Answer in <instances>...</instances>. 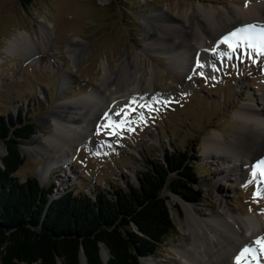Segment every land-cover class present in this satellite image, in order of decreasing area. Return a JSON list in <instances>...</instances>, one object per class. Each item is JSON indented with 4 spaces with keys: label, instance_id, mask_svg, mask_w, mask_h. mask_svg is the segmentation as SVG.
<instances>
[{
    "label": "rangeland",
    "instance_id": "obj_1",
    "mask_svg": "<svg viewBox=\"0 0 264 264\" xmlns=\"http://www.w3.org/2000/svg\"><path fill=\"white\" fill-rule=\"evenodd\" d=\"M261 2L32 0L24 8L19 0H0V114L24 110L26 118L37 127L32 136L19 144L24 162L14 175L22 180L35 175L44 185L53 183L52 197L71 188L93 194V190L106 189L111 184L126 188L128 184L137 185L138 171L152 167L166 152L178 149L192 156L203 190L197 202L178 195L191 204L194 214L213 217L217 198L223 196L239 215H264L262 165L252 166L234 183L225 177L227 163L218 157H206L202 146L203 138L212 132L221 131L229 137L239 129L241 123L234 112L240 104L252 102L264 111L259 91L264 53L243 47L230 50L222 41L217 44L235 29L219 30L227 11L233 13ZM205 9H214L212 18L217 23L212 25L211 19L209 25L221 33H208L203 40L196 37L197 48L180 43V29L189 28L198 20L205 23ZM43 26L48 30L45 43L38 41ZM261 29L255 27L253 31L259 33ZM19 32V40L27 32L38 45H31L26 54L22 53V45L13 53L6 52L7 40ZM158 37L163 39L162 45ZM197 61L202 66L198 67ZM107 86L116 90L118 97L110 98ZM86 93L92 95L90 106L98 96L93 106L98 113L66 155L50 152L55 160L52 163L47 153L37 156L25 148L32 138L34 144L44 143L46 135L54 130L43 121L48 112L58 111L61 105L74 103ZM125 105H129L124 117L129 123L122 128L105 129V112L110 114L108 119L118 120L123 113L117 116V110ZM0 148L2 155L6 150L2 141ZM46 164L51 166L44 178ZM254 192L258 194L254 196ZM164 193L169 196L174 229L149 257L154 264H183L176 249L185 242L187 234L176 222L185 218V212L178 198L171 199L176 194ZM102 247L101 254L106 259L107 250L104 247V256ZM263 248L264 245L262 249L251 247L253 251L242 256L238 264H264ZM81 257L80 254V263L85 264Z\"/></svg>",
    "mask_w": 264,
    "mask_h": 264
},
{
    "label": "trees",
    "instance_id": "obj_2",
    "mask_svg": "<svg viewBox=\"0 0 264 264\" xmlns=\"http://www.w3.org/2000/svg\"><path fill=\"white\" fill-rule=\"evenodd\" d=\"M19 2L25 8L32 0ZM36 131L24 110L0 114V264H81V252L85 264H141L174 229L164 191L190 202L203 192L190 153L173 149L138 171L137 185L93 194L71 188L52 197L53 183L14 175L24 162L19 144Z\"/></svg>",
    "mask_w": 264,
    "mask_h": 264
},
{
    "label": "bare ground",
    "instance_id": "obj_3",
    "mask_svg": "<svg viewBox=\"0 0 264 264\" xmlns=\"http://www.w3.org/2000/svg\"><path fill=\"white\" fill-rule=\"evenodd\" d=\"M213 12L214 9L203 10L205 23L198 20L192 23L193 25H190L189 28H181L180 43L187 42L191 47L197 48L199 43L196 37L198 36L203 40L208 33L211 36L213 34L219 35L228 29L236 28L237 25V28H239L245 24H250L248 22L252 21L253 24L251 23V25H255L258 30L264 29V0L261 4L251 3L233 13L227 11L225 21L220 18L222 21L219 27L220 33H216L212 26L217 23L216 19L212 18ZM210 20L212 21L211 26L209 25ZM43 27L45 29L42 31V36L38 38L41 43H45L48 35L46 26ZM20 34L19 32L7 40L4 46L6 52L13 53L22 45V53L26 54L30 52L31 45L32 47L38 45L27 32L22 34L21 40H19ZM161 39V37H158L157 40L162 45L163 39L162 41ZM191 40L194 42L192 43ZM41 43L40 45H42ZM167 47L169 51L172 49L171 44H168ZM125 89H128L127 86ZM107 90L110 98L118 97L117 94H114L117 92L116 90L112 91L108 86ZM259 91L264 101V75L259 84ZM91 96V93H86L76 98L74 103H65L61 105L62 108L58 111L52 109L48 112L43 121L54 127V130L46 135L44 143L34 144L32 138L31 143L26 144L25 148L37 156L47 153L52 163H55V160L53 159L54 155L50 152H63L66 155L72 144L84 136L82 132L87 131L88 126L91 125L93 118L98 113L93 108L97 104L98 96L94 104L90 106L88 101L92 98ZM234 115L239 118L241 123L239 129L229 137L223 136L220 133L221 131L212 132L203 138L202 146L206 157L213 160L218 157V159L227 163L224 168L225 177L236 183L246 175L252 166L262 165L264 168V164L261 163L264 161V111L260 108V105L249 102L240 104ZM67 161H69L68 158ZM51 164H46L44 178L47 177ZM177 198L181 201L185 212V218L176 222L187 234L185 242L177 246L176 249L184 260L183 264H238L235 257L246 245L255 249H262L264 244L258 243L257 237H264V215H239L229 206L225 197L219 196L217 198L218 207L214 210L213 217L200 218L194 214L191 204L182 200L178 195L173 196L171 199L175 200ZM102 253L104 256L106 255L104 247H102ZM81 262L84 263L83 257H81ZM141 262L142 264H154L153 258L149 256Z\"/></svg>",
    "mask_w": 264,
    "mask_h": 264
},
{
    "label": "snow or ice",
    "instance_id": "obj_4",
    "mask_svg": "<svg viewBox=\"0 0 264 264\" xmlns=\"http://www.w3.org/2000/svg\"><path fill=\"white\" fill-rule=\"evenodd\" d=\"M254 28L255 25L251 24H245L239 28H235L232 32L221 37V40L217 41V44L222 41L223 43L228 45L230 50L243 47L246 50L254 49L257 54L264 53V29H261L260 32L257 33L253 31ZM212 51H215V49H212ZM197 66H202L200 65L199 61H197ZM201 75H203V73H201ZM127 108H129V105H125L124 109L117 110V116H121V113H123V116H121V118L118 120L108 119L110 117V114L108 112H105L104 116L106 118V122L104 124V128L112 130L122 128L126 123H129V121L124 118L127 116ZM100 130V126H97V131L99 132ZM261 163L264 164V161H262ZM253 172L255 173V169H253ZM260 172L261 175H264V168H261ZM257 194L258 193L256 192L253 193L254 196ZM257 242L264 244V237H257ZM250 251H253V249H251L250 246L246 245L240 250V253L235 257V259L239 262L241 257Z\"/></svg>",
    "mask_w": 264,
    "mask_h": 264
},
{
    "label": "water",
    "instance_id": "obj_5",
    "mask_svg": "<svg viewBox=\"0 0 264 264\" xmlns=\"http://www.w3.org/2000/svg\"><path fill=\"white\" fill-rule=\"evenodd\" d=\"M81 256H83V257H84V255L82 254V252H81ZM57 264H58V262H57Z\"/></svg>",
    "mask_w": 264,
    "mask_h": 264
}]
</instances>
